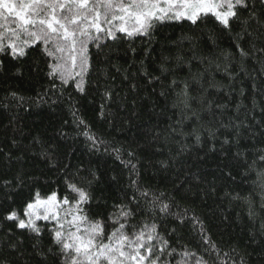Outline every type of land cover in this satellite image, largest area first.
I'll list each match as a JSON object with an SVG mask.
<instances>
[{"label": "trees", "instance_id": "16d2710c", "mask_svg": "<svg viewBox=\"0 0 264 264\" xmlns=\"http://www.w3.org/2000/svg\"><path fill=\"white\" fill-rule=\"evenodd\" d=\"M255 11L264 19V6L255 4ZM212 28L210 20L198 25L187 20L166 22L151 38H134L135 53L127 43L109 42L102 50L89 44L91 67L84 93L71 82L63 95L53 89L39 49L21 60L0 57V264H39L36 253H47L51 245L46 230L37 244L27 231L4 221L7 209L22 212L36 191L42 197L53 191L63 197L68 194L66 179L86 183L93 174L98 179L92 185V213L101 212L106 218L114 204L128 203L136 180L141 188L164 193L165 198L175 196L189 209L183 224L172 217H155L159 231L178 252L186 247L206 256L199 226L191 219L196 216L236 264L241 258L245 264H264V188L256 182L255 172L243 166L245 157L251 163L264 149V53L259 51L264 48V30L256 31L255 25L249 29L253 35L241 43L251 54L243 61L237 54L229 66L234 79L229 80L224 71L229 61L222 52L235 53L236 48L227 35L218 40L219 47L210 44ZM161 65L169 71L162 74ZM145 70L149 75H144ZM201 73L202 80H192ZM173 79L187 80L191 88L203 85L206 92L192 95L206 96L212 109L198 102L191 110L184 109L177 102L183 85L170 88ZM209 83L221 86L220 90L209 88ZM106 90H111L107 101ZM13 92L25 99L13 100ZM101 104H105L103 116ZM72 106L95 135V147L83 134V126L74 122ZM193 129L200 135L199 143L195 134L189 135ZM209 130L216 136H210ZM226 138L230 143L224 144ZM238 151L244 156L237 158ZM18 176L23 181L19 187ZM5 181L11 185L5 187ZM142 218L137 215L134 222ZM38 223L51 227L48 222ZM45 264H59V258L49 255Z\"/></svg>", "mask_w": 264, "mask_h": 264}, {"label": "snow or ice", "instance_id": "6c2138e0", "mask_svg": "<svg viewBox=\"0 0 264 264\" xmlns=\"http://www.w3.org/2000/svg\"><path fill=\"white\" fill-rule=\"evenodd\" d=\"M257 3L264 6V0H19L18 3L17 0H0V20L4 21L0 22V57L21 60L31 51L39 49L47 64L46 75L52 81L53 89L63 95L64 87L71 82L78 92L84 93L85 76L91 67L89 44L102 50L109 42L127 43L129 50L135 53L136 49L131 47L134 38H151L154 31L166 22L187 20L192 25H198L207 24L210 20L213 25L208 33L210 44L219 47L217 42L225 35L234 42L235 53L222 52L224 60L229 61L224 71L232 80L234 76L229 72L231 62L237 54L241 61L251 54V50L245 49L241 43L245 37L253 35L249 29L255 25L256 31L264 30V19L255 11ZM244 13H247L246 17ZM9 18L14 19L9 22ZM259 51L264 53V48ZM177 59L182 60L181 57ZM216 67L219 69L220 66ZM160 70L162 74L169 71L163 65ZM144 75H149L146 70ZM203 78V73L192 76L193 81ZM151 79L159 81L160 77ZM179 83L183 87L177 93V102L184 109L191 110L193 102L207 103L208 110L212 109L213 103L207 101L206 96L198 99L192 95V92H206L203 85L196 89L191 88L187 80ZM179 83L173 79L169 87H178ZM208 87L220 90L221 86L209 83ZM10 95L18 102L25 99L15 92ZM103 97L105 101L110 100L111 90H106ZM39 100L43 101L42 95ZM215 107L223 109L227 106L216 104ZM104 108L105 104H101V116L104 115ZM70 112L74 122L83 126V134L95 147L96 137L78 116V109L72 106ZM192 115L196 116V112L192 111ZM221 127L239 126L221 124ZM193 134L199 143V133L193 129L189 135ZM209 135L215 137L216 131L209 130ZM228 143L230 141L226 138L224 144ZM114 151L118 154L120 150ZM242 156L243 153H236L237 158ZM48 159L55 167L52 158ZM243 166L249 172H255L256 182L264 188V149L258 150L251 163L245 157ZM131 167L135 169V165ZM228 174L231 175L230 172ZM97 179L94 174L86 183L66 179L68 194L63 197L56 191L42 197L36 191L24 204L22 212L15 207L6 210L3 220L13 222L16 228L37 238V244L45 230L49 233L51 245L47 253H36L41 257L39 264H45L49 255L58 257L59 264H229V261L236 264L231 253L223 251L211 239L203 222L196 216L191 219L199 226L201 242L207 246L204 249L206 256L186 247L182 252L172 247L169 239L159 231L155 217L158 214L161 218L172 217L183 224L189 209L177 202L175 196L165 198L164 193L141 188L136 180L132 181L135 192L128 203L114 204L106 218L101 212L92 213V185ZM22 183L18 176L17 187ZM4 184L8 187L11 181ZM137 215L143 217L139 223L134 222ZM40 221L48 222L51 227L38 223ZM175 231L173 228L172 232ZM232 251L235 252V249ZM240 264H245L243 258Z\"/></svg>", "mask_w": 264, "mask_h": 264}]
</instances>
